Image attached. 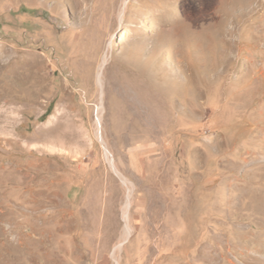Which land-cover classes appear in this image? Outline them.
<instances>
[{"label": "rangeland", "instance_id": "1", "mask_svg": "<svg viewBox=\"0 0 264 264\" xmlns=\"http://www.w3.org/2000/svg\"><path fill=\"white\" fill-rule=\"evenodd\" d=\"M0 264H264V0H0Z\"/></svg>", "mask_w": 264, "mask_h": 264}, {"label": "bare ground", "instance_id": "2", "mask_svg": "<svg viewBox=\"0 0 264 264\" xmlns=\"http://www.w3.org/2000/svg\"><path fill=\"white\" fill-rule=\"evenodd\" d=\"M126 8V7H125ZM125 233H126V236H127V231H125ZM120 248V245H119V247L117 248V250Z\"/></svg>", "mask_w": 264, "mask_h": 264}]
</instances>
